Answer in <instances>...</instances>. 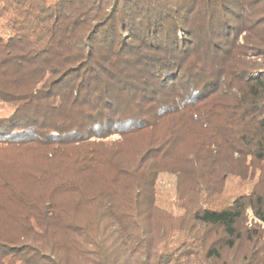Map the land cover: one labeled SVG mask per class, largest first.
Segmentation results:
<instances>
[{
    "label": "trees",
    "instance_id": "trees-1",
    "mask_svg": "<svg viewBox=\"0 0 264 264\" xmlns=\"http://www.w3.org/2000/svg\"><path fill=\"white\" fill-rule=\"evenodd\" d=\"M164 122L137 167L115 168L107 150ZM189 130L211 169L200 177L241 159L250 180L264 179V0H0V164L32 156L20 176H0V208L22 212L0 223V264H72L49 239L55 231L72 235L81 264H264L256 186L184 208L191 224L179 241L153 242L151 207L140 212L139 201ZM120 171L135 190L126 208L88 188ZM86 201L104 220L102 237L69 219ZM17 223L22 233L9 232Z\"/></svg>",
    "mask_w": 264,
    "mask_h": 264
},
{
    "label": "rangeland",
    "instance_id": "rangeland-1",
    "mask_svg": "<svg viewBox=\"0 0 264 264\" xmlns=\"http://www.w3.org/2000/svg\"><path fill=\"white\" fill-rule=\"evenodd\" d=\"M1 110H3V108ZM166 128L167 123L164 122L155 132L140 133L130 140L115 145L107 150L113 158L115 168L119 166L123 170L131 171L137 167L142 150L151 142L157 131L163 132ZM189 131L190 132H184L181 138L174 143L171 150H169L170 153H164V157L160 160L159 165L155 167L156 169H160L151 191L149 189L147 190L148 193L151 192L152 198L150 197V202L149 200L148 202L143 200L141 197V203L139 201L140 212L144 210L146 205L149 208L151 207V214L149 216L152 229L151 236L154 243L159 242L160 248L163 244L162 241H167L170 245L176 244L179 241V237L176 233L178 235L181 234V230L186 228L188 224H191L185 209L187 211L196 204H203L204 199L214 200L217 205L230 202L233 197L239 193L250 191L253 186H256L259 191L264 192V179L258 184H256L258 181L257 177L250 180L249 173L241 167V159L229 160L227 167L216 172L213 179L207 176L200 177L198 174L202 173L203 169H209V167L204 163L202 165L200 162L201 160L194 156V153L199 149L198 136L192 133V130ZM14 157L17 160L15 168L0 164L1 177H8L12 174L16 177L20 176V171L26 166L27 159H32V156L26 153H19L14 155ZM210 158L212 159V157ZM177 162L186 163L185 167L180 171L182 173L173 172V170L176 169L174 163ZM216 162L218 161H215V163ZM213 166L215 167V164L212 165V167ZM194 170L198 171V173L196 174ZM127 174L126 171H120V175L118 174L113 177V181L99 178L90 183L88 188L89 190H102L105 193L112 194L115 204H119L120 206H124L123 208H126L129 205H133L132 201L135 193L134 188L130 185L131 178H129ZM27 191L30 192V197L37 195V189L29 188ZM142 191L147 192L146 189ZM4 197L5 195L0 194V198ZM3 205L4 208H8L7 203H3ZM94 205L95 203L93 202H84L80 210L70 212L69 219L74 224L80 225V230L87 232L90 238L96 239L98 236H103V228L105 225L104 220L100 217ZM15 210L19 211L20 206L11 208L8 214H12L20 220L22 212H14ZM0 211L4 213L0 215V223H2V221L11 220V217L7 215L4 209L0 208ZM138 212L139 211L136 213ZM132 213H134V210ZM248 221L249 223L253 221L250 216H248ZM12 223L13 225L15 224V222ZM249 223L243 226V230L245 231L243 232V237H246L247 232L254 228V226L250 227ZM2 228L4 229V227ZM258 228L261 231H258L256 235H260L264 232V225H259ZM9 232L18 234L22 233V230H20V226L17 223V226L12 228ZM209 234L212 236L213 232ZM49 239L55 244V249L60 256H69L70 263L76 264V262H78V264H81L82 259L76 254L75 241L70 233L64 231L50 232ZM250 245L251 241L248 243L247 240L243 238L240 242L239 250L245 252ZM156 250L159 252L158 248ZM112 252L115 253L114 251ZM224 253L228 254L230 252L226 250Z\"/></svg>",
    "mask_w": 264,
    "mask_h": 264
}]
</instances>
